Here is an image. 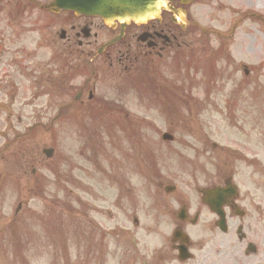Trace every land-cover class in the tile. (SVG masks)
I'll return each mask as SVG.
<instances>
[{"label":"rangeland","instance_id":"rangeland-1","mask_svg":"<svg viewBox=\"0 0 264 264\" xmlns=\"http://www.w3.org/2000/svg\"><path fill=\"white\" fill-rule=\"evenodd\" d=\"M193 11V17L207 28L220 29V31L228 32L232 24L235 21L238 22L233 38L228 42L230 52L236 63L211 56L212 51L207 50L206 53L203 52V54L199 56L202 58L201 61H194L195 67L191 69L192 75H194V83L190 84L187 83L188 77L186 75L189 74V68L186 67V65L182 66L181 70L176 72L174 68L171 67V62L166 61L167 65L161 70L163 77H166L169 81L182 82L183 85L184 82H186L184 87H189L195 97L204 100V105L208 107H205L198 117L196 115L195 119L198 123L195 124L192 122L187 124V126L184 125L182 118H179V116L181 117L184 113V108L180 109L181 115L174 114L168 117L171 113L160 108L158 103L155 104L154 97L149 98L146 96L145 98L140 94H137V96L132 89L125 91L123 86L122 88L116 89L113 84L110 85L108 83L110 81L109 75H107L104 90L110 95L106 98L123 105L124 116H127L124 121L130 118L139 121V131L141 132L139 138H142V140H139L140 149L136 148L134 150V157L140 166L136 167L133 161L132 166L128 167V169L133 170V174L130 173V180L135 189V194L138 196L136 203H138L140 208V216L143 215L141 210L146 209L152 201L151 191H153L152 188H154L152 178L156 179V182L163 180L181 187L188 186L189 182L192 181L193 177L188 173L189 168L181 162L182 154L189 156L186 157V159L189 160L188 163L191 166L193 163L190 158H192L197 151H195V149L203 151L207 156L209 155L213 160L218 161L220 167H223L221 160L228 161L230 159L228 154L232 151L249 155L257 154L261 156L260 159H264V22L258 18H245L244 16L247 13H257L264 18V0H200ZM68 17L67 14L59 16L56 19L57 23H54L51 27V31L56 29L55 27L57 24L61 26L62 20L66 22ZM200 34L202 33L197 32L196 37H198V39ZM45 35L47 34L45 33ZM206 40H209V38ZM209 44L211 49L212 47L217 48L218 46V42L214 37L210 38ZM199 46L200 45H194V51H197ZM44 50L49 51V48L44 45ZM210 56L213 57L210 58L212 61V64H210L214 66L211 70L208 64H206L208 60L205 59ZM227 58H229V56H227ZM241 62L246 63L252 69L249 80H245L246 78H243V72L238 71ZM107 67L108 66L105 68ZM211 71H213L217 83L215 82L216 86L215 89L212 90V93H208L206 83H209V79L212 80L209 78ZM247 82L249 86H245V101L244 95L241 96L244 101V103H242V108L238 109V112H235V114H231L227 110H224L225 106H227L229 95L234 93L240 96L241 86ZM142 91H148V88H144ZM41 103L42 100H40L39 106L42 105ZM173 110L174 109L171 108V111ZM30 111H32L31 107L24 109L21 113L23 116L27 117ZM61 118L57 146L58 150L55 161L60 164L62 176H60L59 179L58 185H60V187L57 188V192L47 193L41 199H34L33 201L30 199L28 200L29 208L22 207L24 208L22 211L16 212L19 203L27 200L28 191L26 188L21 189V186L25 183L20 181L13 188L14 184L8 179L7 183L3 182V188H0V264H20L18 261L17 263L15 262L17 260L16 248L11 236L12 234L10 233L11 226L8 227V221L13 218H16L18 222H20L21 219L30 221L35 210L43 211L45 217L37 218L38 222H29L31 224L28 226V230L26 232L23 231L25 235L24 238L28 240H24L25 243L27 241V247L23 251L22 257L27 263L53 264V255L59 257V254L66 251L68 241L71 243L73 239L79 236V229L75 223L71 221L72 218L70 216L60 217L56 209H53L49 214L48 211L52 205H55V196L61 200L68 194V187L71 186L66 177L68 168L71 166L69 162H67L68 159H70V162L76 161L77 164L84 165L85 171L88 168H92V166L84 160V157H88V149L84 148V141L91 136L94 130L90 127L71 130L72 127L63 125V123L70 121V119L65 118L62 120ZM108 118L109 116H107V119ZM84 120L86 122L90 121L88 118H84ZM27 121H30V119H27ZM142 121L144 123L148 122V126L142 123ZM1 124L2 120L0 118V127L2 126ZM23 128L24 125L18 127L15 133L18 131L23 132ZM6 131L7 129L1 128L0 137H3ZM100 131L102 133V138L107 142V148L110 149V151L104 153V159H112L114 155L119 157V152H113L114 148L110 144L112 139L121 138V132L108 129V134H106V129H101ZM167 131L174 134V143L167 144L162 141V134ZM96 132H98V130H96ZM12 136L13 135H11V137ZM213 142L217 143L224 150L216 151L213 149L211 146ZM100 143L102 147H105L106 143L103 139H100ZM151 143H153V146H150ZM43 144H52L49 132H42L36 144H29L26 146L27 151H25L24 145L23 152L27 155L34 154L36 153V148L39 146L41 149ZM119 144L121 143L119 142ZM128 146V143L125 142L122 147L126 148ZM17 147L18 146L15 144L14 148L16 149ZM81 149L85 150V155L80 154ZM3 153L5 154V151H3ZM22 158L29 159L28 156H22ZM198 160V165L202 166L203 169H207L205 157L198 155ZM154 162L157 165L156 168L152 166ZM11 163L12 161H2L0 156V178H4L5 180V177H8L7 175L11 173L8 178L13 177L14 179L17 178L18 174H21L19 167H17V169H11V165H14ZM242 163L244 164L245 162H241L239 165L241 166ZM52 166V163L47 164L44 162L43 170L49 172V167ZM148 172L149 177L147 176ZM75 174L78 179L82 180V185L92 184L99 186L101 184L99 178H95V175H100L99 173L92 172L91 174H87L83 171H76ZM111 176L114 177L112 171L109 169L106 179V185H108L107 189L103 191V189L96 187L94 190H97L99 193L94 197L83 189H76L73 194H69V197L76 202H86V200L89 199V202L92 204L98 207L101 206V208L105 210L109 209L112 214L110 213L107 215V218L105 215H98L96 213H92V215L98 218H106L109 223L114 224L109 218L110 216L115 217L119 214L120 204L118 203L119 207H115L114 198L117 195L118 189L117 187L112 188V184L115 183V180L110 178ZM200 178L201 176L197 177L198 180ZM50 183L51 181L49 180L48 184ZM101 186L104 185L101 184ZM64 187L66 188L65 191L62 189ZM58 192L60 193L57 194ZM57 203L60 202L57 200ZM143 217L147 216H141L142 219ZM110 226L111 225L108 227ZM28 231H30V234H28ZM163 232L164 228L157 229L155 236ZM140 233L143 238L146 240L148 239L145 237L144 232L141 231ZM19 234L23 236L20 232ZM16 245L18 249L22 247L20 241H16ZM36 250L37 255H41V257L36 258V252H34ZM73 256L75 258V252ZM5 259L6 261H4Z\"/></svg>","mask_w":264,"mask_h":264},{"label":"flooded vegetation","instance_id":"flooded-vegetation-1","mask_svg":"<svg viewBox=\"0 0 264 264\" xmlns=\"http://www.w3.org/2000/svg\"><path fill=\"white\" fill-rule=\"evenodd\" d=\"M20 1L25 7L23 13L36 16L37 22L42 23V3L38 10H33L34 0ZM189 1L170 0L176 9L185 10L186 23H176L174 13L165 11L160 20L129 25L122 39L102 52L99 49L119 34V28H109L91 17L73 15L75 19L66 26L69 29L63 40L72 59L77 58L71 69L75 71L86 61L89 67L94 65L92 74L97 78V70L107 61L112 65L121 56L136 61L141 55L162 58L172 49L181 48L186 44L184 38L188 40L198 29L191 19L192 3ZM34 3L37 5L36 1ZM22 17L23 14L15 12L13 21L17 28ZM38 23H33L31 30L37 32ZM6 24L11 27L9 10L0 15V28ZM0 34V96L39 98L51 95L45 93V89L59 84L57 62L53 60L50 82L49 73L43 67L40 42L35 41V46H28V49L14 41L11 47L5 48L1 39L9 43L10 37ZM21 79L30 83L24 90ZM55 120L53 118L52 126ZM31 166L36 176V169ZM258 169L246 175L234 166L228 171L216 170L208 174L204 185L174 187L173 190L166 186L163 199L151 210L154 223L167 227L158 247L153 239L138 241L131 233L140 228L135 211L124 213L116 229L126 244L131 235L132 238L127 251H120V264H264V169ZM126 223L132 228L125 227Z\"/></svg>","mask_w":264,"mask_h":264},{"label":"water","instance_id":"water-1","mask_svg":"<svg viewBox=\"0 0 264 264\" xmlns=\"http://www.w3.org/2000/svg\"><path fill=\"white\" fill-rule=\"evenodd\" d=\"M51 8L55 11L70 9L77 13L98 14L108 22L118 19L127 23L155 16L160 4L157 0H55Z\"/></svg>","mask_w":264,"mask_h":264}]
</instances>
